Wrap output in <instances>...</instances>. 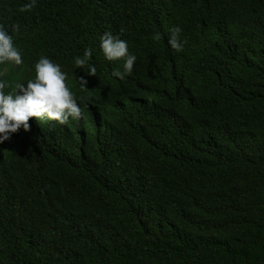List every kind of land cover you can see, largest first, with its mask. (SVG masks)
Masks as SVG:
<instances>
[{
	"label": "trees",
	"instance_id": "1",
	"mask_svg": "<svg viewBox=\"0 0 264 264\" xmlns=\"http://www.w3.org/2000/svg\"><path fill=\"white\" fill-rule=\"evenodd\" d=\"M28 2L0 0L24 61L3 78L48 57L82 118L0 143V264H264V0ZM109 31L137 57L123 80Z\"/></svg>",
	"mask_w": 264,
	"mask_h": 264
},
{
	"label": "clouds",
	"instance_id": "2",
	"mask_svg": "<svg viewBox=\"0 0 264 264\" xmlns=\"http://www.w3.org/2000/svg\"><path fill=\"white\" fill-rule=\"evenodd\" d=\"M36 5V0H29L19 10L30 11ZM19 24H0V143L10 139L18 130H29L28 121H55L66 125L70 121L82 118V105L76 93L69 87L68 74L62 70L59 63L41 56L34 65V78L25 82L9 84L3 77L9 68H19L24 61L20 50L14 46L12 33L20 30ZM182 29L179 26L170 30L168 45L177 53L183 51L184 41L181 40ZM157 39L160 37L157 36ZM99 48L108 62H122V71L114 70L112 75L123 80L131 75L137 61L136 55L129 51L128 42L119 35L105 32L99 40ZM92 49L87 48L82 55L75 56V69L86 71L89 76H97L96 67L90 63ZM80 91L86 90L87 81L77 82Z\"/></svg>",
	"mask_w": 264,
	"mask_h": 264
}]
</instances>
